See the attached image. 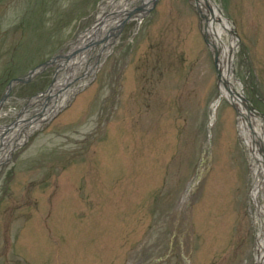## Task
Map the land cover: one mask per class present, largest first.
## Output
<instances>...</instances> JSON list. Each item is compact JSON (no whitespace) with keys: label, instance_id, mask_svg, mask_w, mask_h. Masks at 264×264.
<instances>
[{"label":"rangeland","instance_id":"obj_1","mask_svg":"<svg viewBox=\"0 0 264 264\" xmlns=\"http://www.w3.org/2000/svg\"><path fill=\"white\" fill-rule=\"evenodd\" d=\"M105 1L0 0V97L69 51ZM207 1L235 25L233 73L263 116L264 0ZM192 2L157 0L98 58L104 42L74 53L49 98L53 67L13 84L0 135L40 126L0 165V264L255 263L249 153Z\"/></svg>","mask_w":264,"mask_h":264},{"label":"bare ground","instance_id":"obj_2","mask_svg":"<svg viewBox=\"0 0 264 264\" xmlns=\"http://www.w3.org/2000/svg\"><path fill=\"white\" fill-rule=\"evenodd\" d=\"M150 1V0H149ZM209 2H213L209 0ZM196 5L202 8V0H196ZM217 6V5H216ZM215 4H212L211 17H208L206 22V31L212 46L218 49V67L221 71V81H220V91L223 97L229 98L236 105L238 112L240 114L239 118V130L240 136L248 150L250 158V186H249V197L253 201L256 210V219L258 230L255 237V263L264 264V124L263 116H259L252 107L248 108L250 101L245 96L242 90V84L239 82L237 75L233 73L234 71V59L236 52V37L230 35L228 27H230V22L226 15L221 14ZM131 0H107L100 6L97 12V18L95 22L87 27V29L76 38L71 45L73 48H89L91 45L98 43H103L102 48L99 51L97 57L103 54V46L108 47L113 41L115 35V24L114 13L122 11L123 13L128 9H131ZM218 7V6H217ZM203 10V9H202ZM209 11V9H208ZM207 12V10H206ZM132 16H138L137 13H133ZM226 32L228 33L226 35ZM84 54L80 58V63L78 67L83 65ZM82 64V65H81ZM42 67L37 68L35 71L42 70ZM86 73L88 74V68H86ZM59 77V75H58ZM60 78H57L54 82L50 94L57 90ZM71 88L67 90L70 91ZM58 100H53L54 102L49 105L47 110L43 109L41 115L45 117L49 116L54 110L64 103L66 93ZM231 98V99H230ZM39 97L33 98L32 102H35ZM44 104V103H43ZM251 106V105H250ZM40 115V116H41ZM258 115V116H257ZM31 120L29 123L23 125L20 132L14 134L10 139H3L0 135V163L5 156L11 153L14 146L21 143L22 137L29 134L32 130H35L40 123V119ZM260 119V120H259ZM262 120V121H261ZM39 121V123H38ZM32 123V125H31ZM22 135L21 138L19 136Z\"/></svg>","mask_w":264,"mask_h":264},{"label":"water","instance_id":"obj_3","mask_svg":"<svg viewBox=\"0 0 264 264\" xmlns=\"http://www.w3.org/2000/svg\"><path fill=\"white\" fill-rule=\"evenodd\" d=\"M157 0H151V4L149 5H146L145 3V0H141V3L137 6H133L131 9H128L127 11H125L124 13L123 12H120L121 13V19L119 21L118 24H116L115 27H117V29L121 28L130 18H131V15L133 13H143V12H147L148 10H150L151 6H153L155 3H156ZM196 1V0H195ZM205 3L208 4V1L205 0ZM197 10L201 13L200 11V8L197 6ZM230 33H233L234 35H236V31H235V28L232 27L230 30H229ZM204 38L206 40L207 43H210V40L208 39V34L207 32L204 30ZM97 44V42L95 43ZM81 48L83 47H80V48H77V49H74L71 53H68V54H65V55H59V57H64V61H67V59L70 58L71 55H73L74 53H76L77 51H80L82 50ZM214 56H213V60H214V65H215V68H216V74H217V79L218 81L221 80V71L218 67V49L216 47H214ZM56 60V57L52 58L50 61H47L45 63H43L44 65H47L51 62H54ZM60 64V63H59ZM35 69H32L28 75H26L25 77H18V78H15L13 79L9 85H8V88L7 90L9 91L10 88H11V85L12 83L14 82H25V81H28L30 79V77L32 76V74L34 73ZM55 78V77H54ZM53 78V79H54ZM7 91V92H8ZM50 91V89H49ZM7 97V93H5V95L0 99V103L4 101V99ZM251 105V104H250ZM248 105L247 107L250 108L252 106ZM253 109V107H252Z\"/></svg>","mask_w":264,"mask_h":264}]
</instances>
